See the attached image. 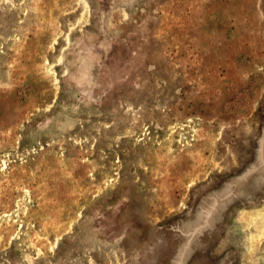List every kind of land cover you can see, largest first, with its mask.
Wrapping results in <instances>:
<instances>
[{"label": "rangeland", "instance_id": "374dc122", "mask_svg": "<svg viewBox=\"0 0 264 264\" xmlns=\"http://www.w3.org/2000/svg\"><path fill=\"white\" fill-rule=\"evenodd\" d=\"M0 264H264V0H0Z\"/></svg>", "mask_w": 264, "mask_h": 264}, {"label": "bare ground", "instance_id": "6f19581e", "mask_svg": "<svg viewBox=\"0 0 264 264\" xmlns=\"http://www.w3.org/2000/svg\"><path fill=\"white\" fill-rule=\"evenodd\" d=\"M261 161V160H260ZM260 166V165H259Z\"/></svg>", "mask_w": 264, "mask_h": 264}]
</instances>
